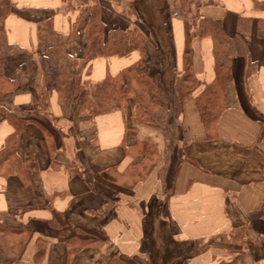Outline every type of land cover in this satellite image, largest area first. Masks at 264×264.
I'll list each match as a JSON object with an SVG mask.
<instances>
[{"label":"crops","instance_id":"0c3cea01","mask_svg":"<svg viewBox=\"0 0 264 264\" xmlns=\"http://www.w3.org/2000/svg\"><path fill=\"white\" fill-rule=\"evenodd\" d=\"M8 1L4 44L24 59L0 62L15 84L0 92V151L20 128L16 153L0 159V264H264V0H164L172 57L163 74L181 71L189 44L199 81L179 104L173 138L129 123L124 109L81 112L71 91H58L54 58L60 80L48 86L42 56L57 50L94 85L130 66L160 72L164 60L137 49L87 55L92 9L106 29L143 34L153 55L137 0ZM202 18L240 39L210 127L197 107L217 77L214 40L197 33ZM146 140L155 152L144 163ZM142 160L153 165L131 182L128 169Z\"/></svg>","mask_w":264,"mask_h":264},{"label":"trees","instance_id":"16d2710c","mask_svg":"<svg viewBox=\"0 0 264 264\" xmlns=\"http://www.w3.org/2000/svg\"><path fill=\"white\" fill-rule=\"evenodd\" d=\"M7 2L9 4L8 0ZM137 6L141 14V20L149 29L153 44L157 47V49H154L153 55L147 52L146 37L140 32L120 28L106 29L101 21L99 9H92L88 20L87 53L94 55H122L133 49H137L142 54L143 59H149L153 56L164 60L163 63L165 65L160 67V72L155 68L147 66L143 70L137 66L124 68L118 74L108 76L104 81L99 83L97 94L93 97L90 95L87 84L78 79L71 90L70 102L72 104L80 102L81 112L88 109L93 114L124 109L128 113L127 120L129 123L147 124L160 129L153 109L155 111L156 107L162 106L163 101L157 95L154 76L171 70L168 67L172 57L170 37L162 16L168 5L164 0H137ZM197 28L199 35L210 34L215 43L214 53L217 77L212 84L205 87L203 97L201 99L197 98V107L201 117L205 125L210 127L215 122L219 109L222 107L219 105L218 91L221 90L222 85L229 79L228 60L238 50L235 49L237 43L234 44L233 41L235 40L240 43V39L237 36L232 37L227 35L223 31L220 20L202 18L199 20ZM191 52L192 49L187 44L183 51L181 71L177 73L173 81V92L178 104H181L199 86V81L192 70ZM11 85L15 86L14 83L7 80L0 73V92L5 91ZM58 86V91L62 95H68L67 84L62 82ZM44 92L43 90L41 96L38 95L37 97L40 105H45L47 102ZM19 129L17 127L16 131L7 138L5 147L0 151V159L16 153L15 148ZM143 143L145 144L143 160L146 163V157L150 158L154 154L155 147L149 140ZM143 160L138 165L128 169L127 174L131 178V182L144 177L153 165L151 163L147 166L143 163ZM111 262L113 264H127L116 256L111 259Z\"/></svg>","mask_w":264,"mask_h":264},{"label":"rangeland","instance_id":"374dc122","mask_svg":"<svg viewBox=\"0 0 264 264\" xmlns=\"http://www.w3.org/2000/svg\"><path fill=\"white\" fill-rule=\"evenodd\" d=\"M10 6L7 2V0H0V62H3L7 59L12 60V64H17L19 63L22 59H24L23 54H19V51H13L10 48H7L6 45L4 44V38H3V31L1 28V23H2V17L3 15L9 10ZM63 43V41H59ZM65 56L61 55V51L57 50L54 54V57L51 56L52 53H49L47 56L44 55L42 56V61L48 59V75H49V82L48 86L55 85L56 86V81L58 82L56 78L53 79V72L57 71V69L51 65L50 62H52L53 58L56 60L62 61L58 68V74L60 75V72L64 75L63 80L61 79L60 82L67 84L68 86V91H71L74 84L80 79L79 81L86 83L87 87L90 91V95L95 96L97 94V91L99 89V85H94L91 83L86 82L83 77V74L86 72V69L83 71L81 65H74L76 64V61L72 62L71 56L66 54V51L64 52ZM87 55H90L88 53ZM46 57V59H45ZM52 58V60H51ZM65 59V60H64ZM51 60V61H50ZM30 68L31 64L28 62ZM70 64V65H69ZM148 70V69H147ZM73 71V72H71ZM74 71H77L74 73ZM73 73V74H71ZM164 75V76H163ZM174 76L175 74H157L154 76L155 80V85H156V92L157 95L162 99L163 105L158 106L155 108V111L153 109L154 115L157 117L156 122L159 124L160 131L163 132L164 135L169 136V138H173L174 135L177 136V121H178V112H179V104L177 100L175 99V94L173 92V81H174ZM71 77V78H70ZM74 82L70 84V79L73 80ZM54 83V84H53ZM59 83L57 84V86ZM177 138V137H176Z\"/></svg>","mask_w":264,"mask_h":264}]
</instances>
